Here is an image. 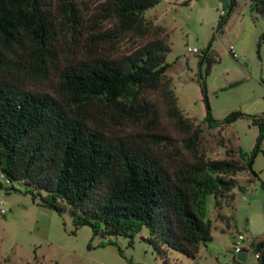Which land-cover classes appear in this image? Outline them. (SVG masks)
<instances>
[{
	"label": "trees",
	"instance_id": "1",
	"mask_svg": "<svg viewBox=\"0 0 264 264\" xmlns=\"http://www.w3.org/2000/svg\"><path fill=\"white\" fill-rule=\"evenodd\" d=\"M159 1L101 0L82 49L64 51L58 31L82 40L80 0H0V172L39 205L67 212L75 229L89 226L92 238L132 241L146 227L144 240L164 260L170 249L194 258L212 239L207 197L217 208L229 203L237 176L253 173L264 115L224 119L247 116L258 127L251 156L231 146L225 158L207 156L201 125L179 108L166 75L164 26L145 16ZM250 8L264 17V0ZM152 29V39L118 48ZM202 122L218 126L207 101ZM254 247L264 252V240Z\"/></svg>",
	"mask_w": 264,
	"mask_h": 264
},
{
	"label": "rangeland",
	"instance_id": "2",
	"mask_svg": "<svg viewBox=\"0 0 264 264\" xmlns=\"http://www.w3.org/2000/svg\"><path fill=\"white\" fill-rule=\"evenodd\" d=\"M100 1L80 0L82 40L66 42L58 31L64 51L82 49L91 14ZM229 5L230 0H160L145 11L147 19L164 26L159 36H167L166 61L171 64L166 75L179 108L201 125V145L209 158H225L228 146L251 156L258 127L247 116L228 124L224 119L232 111L264 115V17L251 10L250 0H236L228 15ZM221 12L226 21L217 29ZM153 37V29L144 38L130 34L118 48L125 51ZM205 99L218 123L215 128L202 122ZM167 126L172 130L169 122ZM251 168L253 173L248 169L237 176L229 203L223 201L217 208L213 196L207 197L212 239L201 245L198 255L192 258L170 249L165 260L144 240L149 235L146 227L132 241L124 236L92 238L89 226L75 229L67 212L59 214L39 205L20 182L0 179V210L5 209L0 212V264H258L254 251L234 253L233 242L242 233L249 250L253 238H264V139Z\"/></svg>",
	"mask_w": 264,
	"mask_h": 264
},
{
	"label": "built area",
	"instance_id": "3",
	"mask_svg": "<svg viewBox=\"0 0 264 264\" xmlns=\"http://www.w3.org/2000/svg\"><path fill=\"white\" fill-rule=\"evenodd\" d=\"M224 15V12L220 13V17H222ZM188 51L193 52V53H197L198 49L197 48H188ZM230 51L233 55H235V52L233 50V47H230ZM0 179L6 180V176L4 173L0 172ZM0 203H2L0 201ZM0 212L3 214L5 212V209L2 208L0 210ZM247 239V237L242 234V233H238L235 237V240L233 242V252L234 253H239L242 251H246L248 254H250L251 252L254 251V256L256 258V260L258 261L262 256H263V251L262 250H255L254 244L259 243L260 241L264 240V238H253L250 241V245H249V250L246 249V247L244 246V241Z\"/></svg>",
	"mask_w": 264,
	"mask_h": 264
},
{
	"label": "water",
	"instance_id": "4",
	"mask_svg": "<svg viewBox=\"0 0 264 264\" xmlns=\"http://www.w3.org/2000/svg\"><path fill=\"white\" fill-rule=\"evenodd\" d=\"M251 166V164H249Z\"/></svg>",
	"mask_w": 264,
	"mask_h": 264
}]
</instances>
